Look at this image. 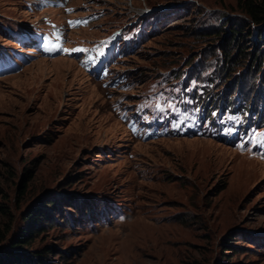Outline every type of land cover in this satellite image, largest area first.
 <instances>
[{
	"label": "rangeland",
	"instance_id": "374dc122",
	"mask_svg": "<svg viewBox=\"0 0 264 264\" xmlns=\"http://www.w3.org/2000/svg\"><path fill=\"white\" fill-rule=\"evenodd\" d=\"M63 2L31 11L0 0V24L66 28L97 13L65 30L77 48L138 18L166 21L100 78L72 56L36 53L0 78V251L30 228L17 248L46 264H264V156L207 133L149 135L121 117L206 105L264 125V25L236 0Z\"/></svg>",
	"mask_w": 264,
	"mask_h": 264
},
{
	"label": "trees",
	"instance_id": "16d2710c",
	"mask_svg": "<svg viewBox=\"0 0 264 264\" xmlns=\"http://www.w3.org/2000/svg\"><path fill=\"white\" fill-rule=\"evenodd\" d=\"M237 6L249 17L254 25H264V0H236ZM236 37L239 34L233 32ZM235 37L233 39H235ZM230 44V42H229ZM27 218H37L35 212H30ZM32 221L28 222L31 223ZM32 229L26 228L10 240V245L0 251V264H46L41 258H34L31 253L20 251L17 247L27 246L31 242ZM39 257V256H37Z\"/></svg>",
	"mask_w": 264,
	"mask_h": 264
},
{
	"label": "clouds",
	"instance_id": "9594fccd",
	"mask_svg": "<svg viewBox=\"0 0 264 264\" xmlns=\"http://www.w3.org/2000/svg\"><path fill=\"white\" fill-rule=\"evenodd\" d=\"M85 27V26H84ZM107 35V34H106ZM105 36V35H104ZM103 37V36H102ZM101 38V37H100ZM99 39V38H98ZM97 39V40H98ZM132 54H134V53H132ZM128 55H131V54H128ZM125 56H127V55H125ZM42 57H46V56H42ZM72 57H74V56H72ZM121 57H124V56H120V57H118L117 59H120ZM46 58H48V57H46ZM117 59H116V61H117ZM111 65V64H110ZM19 72V71H18ZM17 73V72H16ZM86 73V72H85ZM14 74V73H13ZM87 74V73H86ZM8 75V74H7ZM4 76H6V75H4ZM4 76H1L0 78H2V77H4ZM91 76V75H90ZM93 77V76H92ZM96 78V77H95ZM237 108V107H236ZM239 109V108H238ZM240 110V109H239ZM175 134H182V133H175ZM183 134H187L188 135V133H186V132H184ZM194 134H197V133H192V134H189V135H194ZM197 135H200V134H197ZM211 136H213V135H211ZM213 137H215V138H218V139H220L221 141H224V142H226V143H229V144H231L235 149H237L238 151H242V152H244V153H249L247 150H241V149H239V147H238V145H237V143L236 142H230V141H227L225 138H222V137H220V136H218V135H216V136H213Z\"/></svg>",
	"mask_w": 264,
	"mask_h": 264
},
{
	"label": "snow or ice",
	"instance_id": "6c2138e0",
	"mask_svg": "<svg viewBox=\"0 0 264 264\" xmlns=\"http://www.w3.org/2000/svg\"><path fill=\"white\" fill-rule=\"evenodd\" d=\"M68 11H73L72 9H69ZM88 23V21L85 19V20H80V21H70L69 22V25L70 26H78V25H81V24H86ZM59 35H57V38H59ZM46 50H50V49H46ZM66 51H80V52H89L90 49H84V48H78V49H74V50H66ZM262 136H264V134H261Z\"/></svg>",
	"mask_w": 264,
	"mask_h": 264
},
{
	"label": "bare ground",
	"instance_id": "6f19581e",
	"mask_svg": "<svg viewBox=\"0 0 264 264\" xmlns=\"http://www.w3.org/2000/svg\"><path fill=\"white\" fill-rule=\"evenodd\" d=\"M55 10H57V9H55ZM44 58H46V57H44ZM46 59H48V58H46Z\"/></svg>",
	"mask_w": 264,
	"mask_h": 264
}]
</instances>
